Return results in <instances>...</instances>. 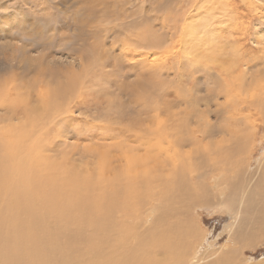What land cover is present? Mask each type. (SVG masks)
<instances>
[{"label":"rangeland","instance_id":"rangeland-1","mask_svg":"<svg viewBox=\"0 0 264 264\" xmlns=\"http://www.w3.org/2000/svg\"><path fill=\"white\" fill-rule=\"evenodd\" d=\"M87 5L93 7L90 15ZM141 24L151 29L155 39H164L163 47L152 49L146 46L145 50L143 45L144 50L138 51L131 48L134 38L137 39L133 37L135 29ZM169 38L172 43L168 42ZM83 54L92 63L97 54L101 63L95 65L99 66L94 67L98 72H94L92 78L83 80L84 86L80 82L83 73L79 69ZM161 54L165 56L163 63ZM177 58L180 66L173 61ZM37 67H43L44 71L50 69L55 77L59 73L54 83L62 81L67 74L80 78L77 88H71L76 90L58 100V108L64 110H59L53 121L50 117V122L43 123L42 120L40 125L38 121L33 122L31 113L34 112L30 109L33 106L28 100L32 96L36 99V86L43 80L37 81L36 74L42 73ZM176 68L178 72L184 71L181 80L174 75ZM187 76L189 83L184 81ZM182 80L188 85L187 89L186 86L182 88ZM35 81L36 85H33ZM44 81L49 83L46 79ZM148 81L152 83L150 86H153L151 90L154 88L155 96L152 102L149 101L150 107L143 109V103H136L129 91L142 84L137 89L140 91ZM28 82L34 88H28L29 94H26L23 89ZM40 85L46 88V83L40 82ZM19 92L21 94L17 95ZM181 95L188 98L191 105L183 104ZM19 97L24 99L19 100ZM232 97L229 101L228 98ZM205 98L208 106L204 105ZM110 101L112 108L107 106ZM134 102L139 105H133ZM161 103L169 105L171 116H165V112L161 117L159 113L157 115L153 107L156 105L161 112ZM25 105L29 108H24ZM116 106L121 107V113L113 110ZM10 108L16 109L14 115L19 118L9 123ZM206 119L210 124L208 127ZM156 120H166L165 126L157 125ZM23 121L28 125L33 122L32 139L40 138L37 142L38 145L42 142V150H39L43 157L50 158L51 168L55 166L60 173H68L67 177L72 180L97 183L99 195L109 198L114 189L111 181L128 183L126 177L130 176V184L139 185L143 197L137 204L139 209L133 210L127 219H132V225L123 223L124 217H119V221L123 227L126 225L139 235L148 227L156 229L154 220L163 211H156V184L161 181L158 176H165V173L158 172L154 163L147 161L144 155L154 153L152 149L159 138L158 128L169 130L168 126L172 129L178 126L177 134L183 137L172 146L175 147L173 167L180 186L189 182L195 188V184L207 186L210 198L207 206L197 205L183 219L192 234V245L197 246L196 256L199 255L200 261L197 264L217 260L218 255L239 248L228 232L234 218L230 212H234L235 205H227L230 212L227 211L221 203L219 190L228 183L235 187L241 176L243 183L248 178L253 179L249 188L258 187L256 191L263 192L260 195L264 196L263 171H255L258 161L264 157V0H88L87 4L86 0H0V128L7 123L22 125ZM203 131L211 136L203 139ZM182 142L184 144L179 148ZM212 142H220L218 150L224 153L207 162L208 166H214V170L209 179L204 180L202 166L205 156L209 155L204 148ZM118 144L124 147L118 148ZM239 146L243 147L240 153L236 151ZM121 149L124 154L119 153ZM130 149H134L133 154L129 153ZM100 155H104L102 159ZM127 159L129 162L140 160L141 164L129 171ZM128 172L133 173L128 175ZM189 176L192 181H188ZM193 193L198 195L196 190ZM239 228L237 225L236 229ZM235 263L264 264V239L254 237L251 244L239 249Z\"/></svg>","mask_w":264,"mask_h":264},{"label":"bare ground","instance_id":"bare-ground-1","mask_svg":"<svg viewBox=\"0 0 264 264\" xmlns=\"http://www.w3.org/2000/svg\"><path fill=\"white\" fill-rule=\"evenodd\" d=\"M87 3L88 0H86V4ZM92 9L93 7L87 5V12L89 15L91 14ZM79 21L80 23L82 22V20ZM142 24L140 27H136L135 29L133 37H137V39L134 38L135 43H133L134 45L131 48H134V51H138V49H143V47L145 50L147 47L152 49L163 47L162 42L164 39L160 37L155 39L150 33L151 29L144 28ZM33 36H35V34ZM169 40L172 43L171 38L168 39V42ZM211 43L213 42L211 41ZM15 47L14 49L16 50ZM174 47L175 46L172 44L171 48L173 49ZM123 51L125 50L123 49ZM126 52L128 51H125V53ZM83 55L84 59H82L79 63V69L81 70V73H83V76L81 77L82 81H80L78 76L73 77L71 76L72 74H67L64 79L61 76L63 79L62 81H56V83H54L59 73L56 74L55 77V74L52 75L53 72H51L50 69L49 72L42 70L43 67H40L41 70L37 67L39 71L42 72L41 74H36L37 78H39L37 81L40 79L43 80L39 81V83L37 82V89H35L37 92L36 99L34 100L33 97L35 96L32 95V97H30L31 99L28 98L33 106V109L30 107L31 111L33 110L34 112L31 113L32 119H34L33 122L38 121V124L39 122L42 124L43 120V123H48L50 122L48 121L50 117L53 121V118L56 115H59L57 114L58 111L64 110L58 108V100L65 97L66 93L76 90L78 83L82 82V86H84L83 80L92 78L94 76L93 73L96 71L98 72V70H94V67H99L95 66L96 64H101L99 63L100 59L97 57V54L96 57H93V63L91 61L89 62L90 59H88L85 54ZM163 55L164 54H161L160 56ZM80 56L83 58L82 55ZM140 58L141 57H139V59ZM78 59L79 58H77V60ZM164 59L165 56L161 59L162 63ZM173 61L177 66L181 65L179 58H177L176 61ZM245 64L247 65V63ZM46 68L48 67H45V69ZM161 70L162 67H160V71ZM186 70L185 72H187ZM100 72L101 71H99V73ZM183 72L184 71L178 72V68H176L174 75L178 80H181L184 76ZM44 79L49 81V83L44 81ZM51 79L54 80L51 81ZM150 81H148V84L143 85L144 87L142 86L140 91L137 89H139L142 84H139L140 86L136 84L139 87H137V89L134 87V91L132 89L129 91V95L134 96L136 103H143V109H145V106L146 108L150 107L149 104L152 102L151 99L155 96L154 88L151 90L152 85L150 86V84L152 83ZM184 81L185 83H189L188 76ZM184 81L182 80L181 83L183 85L182 88L186 86L187 89L188 85L184 84ZM192 81L193 79L191 80V84H193ZM32 82L33 79L30 83ZM40 82L43 85L46 83L45 89L40 85ZM30 83L28 82L27 87L23 89L26 94H29V92H27L28 88L29 90L34 88L33 86L30 87ZM33 85H36V81ZM75 86V89H71ZM82 88L83 87L80 89ZM161 90L162 88H160V91ZM20 91L23 92L22 90ZM18 94L21 93L19 92L17 95ZM26 94L24 95L27 98ZM186 95H188V93H186ZM183 96L180 101L185 105H191V103L187 101L188 98H183ZM233 98L234 97L228 99L231 101ZM20 99L23 100L24 98L19 97V100ZM19 100H17V104H19ZM189 100H192V98H189ZM203 101L204 105L208 106V100L205 98ZM135 102L133 105H139ZM227 103L230 105V102ZM161 104V108L163 110L161 112L158 110L156 105L153 107L157 115L159 113V116L161 117L165 112V116H171L169 112V105L164 103ZM107 106L112 108V102L110 101ZM24 108L27 109L29 107H26L25 105ZM120 108L116 106L113 110L116 111V113H121L122 111H120ZM9 111L11 115L8 122L10 123L12 120H18L17 118H19V115H14V113L17 112L16 109L10 108ZM205 113L208 118V113ZM61 114H63V112L60 113V115ZM185 116L188 117V113H186ZM29 119H31V117ZM185 122H187V119ZM9 123H7L8 125L3 128H0V264H197L200 262L198 259L199 255L196 256L197 246L192 245V234L189 232L188 223L183 218L197 205L205 207L210 203L209 191L207 186L204 187L202 185L200 186L195 184V188L194 184H191L190 182L187 184L185 183V186L182 185L183 187L180 186V181H178L177 178L178 175H176L174 170L175 167H173L175 158V150L173 151V148L175 147L172 146V144L174 145L173 142L181 141L183 137L177 134L180 130L178 126L174 129L168 126L171 130L158 128L156 133L159 138L155 143L156 147H153L152 149L154 150V153L149 156L148 152L146 156L143 154L146 160L154 163L156 170L158 172L165 173V176H158V179L161 181L156 184V211H160L161 209L163 210L159 214V217L154 220L157 228L155 229L151 226L149 229L148 227L146 231L144 229L143 233L139 235L133 233L131 229L126 228L125 224V227L122 225L125 222L132 225V219L129 221H127V219L132 216L133 210L139 209L137 204H140L139 200L143 197L142 193L139 191L141 190L140 186L130 184V176L126 177L128 183L124 182V180H122L123 183L120 184L111 181V183L116 185H111L114 189L109 198L101 196L98 192H96L97 183L72 180L70 177H67L68 173H60L59 170L57 171L55 166L54 168H51L52 164L50 163V158L43 157V152H40V150H42L40 147L42 142H39L41 145H38L37 142L40 138L35 140L32 139V123L28 125L27 122L23 121L22 125L20 123L16 126ZM165 123L166 120L157 121V125H161V127L165 126ZM205 125L206 127L210 125L208 119H206ZM147 130L149 131V129ZM40 131L43 130L40 129ZM40 135L42 136L41 133ZM210 136L211 133L203 131V139ZM38 137L40 136L38 135ZM242 140H245L244 136H242ZM33 141L35 143H32ZM216 142H212L207 148H204L209 152V155L205 156V160L203 162L204 166H202L204 167V172L201 177L204 180H208V176L210 177L214 170V166H208L207 162L212 158H220V155L224 153L218 150L220 142ZM164 143L167 147H163L165 145ZM183 144L184 143L182 142L179 148H181ZM188 145L193 146V144ZM117 147L122 148L124 146L121 147L118 144ZM142 147H144V145ZM242 150L243 147L239 146V149L236 151L240 153ZM132 151H134V149H130L129 153L133 154L134 152ZM121 152L123 153L122 149L119 153ZM233 153H231V155ZM103 156L104 155H100L99 157L102 159ZM123 156L125 157V155ZM263 159L264 157L258 161V164L255 167V171H263L261 176L262 178H264ZM128 160L129 159H127V167L129 171L133 167L137 166V164L138 167L141 164L140 160L138 162H129ZM103 161L102 164L104 165ZM230 164H232L231 159ZM103 165L101 166L102 168H104ZM140 169H142V167ZM132 173L128 172V175ZM251 173H254V171ZM236 175H238V173H236ZM249 179L250 178H248L247 182L245 181V184L242 182V178L240 176V181H237L235 187L228 183L225 185L226 187H222L219 190L222 194V205L225 207L227 205H235L234 212H230V209L226 207L227 211L231 213V217L232 215L234 216L228 226V232L230 234V238L238 244L239 248L232 252L229 250L226 254L222 253L218 255L216 257L218 259L213 260L210 263H208L207 260L206 262L208 264H236L235 261L238 259L239 249L241 250L242 247L251 244L254 237L264 239V196L260 195L263 192L259 193L256 191L258 187L254 186L251 189L249 188L250 183L253 181V179ZM113 180L117 181L118 178L117 180L113 178ZM192 180L193 178L189 176L188 181ZM111 183L109 182V184ZM195 190L198 191V195H196L197 193H193ZM256 200L259 201L258 204H256ZM241 213L244 216L240 220L242 215ZM119 217L125 218V220L121 219L123 223L119 221ZM237 225L240 227L239 229H236ZM234 230L236 231L234 232Z\"/></svg>","mask_w":264,"mask_h":264}]
</instances>
